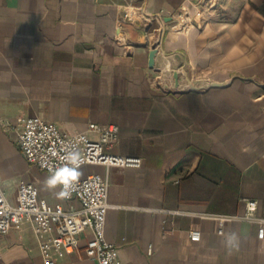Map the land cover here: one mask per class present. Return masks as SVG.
Masks as SVG:
<instances>
[{
    "label": "crops",
    "instance_id": "obj_1",
    "mask_svg": "<svg viewBox=\"0 0 264 264\" xmlns=\"http://www.w3.org/2000/svg\"><path fill=\"white\" fill-rule=\"evenodd\" d=\"M209 1L0 0V186L11 204L25 181L51 205L81 207L44 188L50 174L21 153L18 118L71 134L115 124L108 153L141 167L80 171L108 179L118 264H264L261 221L227 223L224 235L242 238L229 253L215 219L243 216L244 199L264 219V0ZM54 259L98 264L83 253ZM0 264H46L30 223L0 236Z\"/></svg>",
    "mask_w": 264,
    "mask_h": 264
},
{
    "label": "built area",
    "instance_id": "obj_2",
    "mask_svg": "<svg viewBox=\"0 0 264 264\" xmlns=\"http://www.w3.org/2000/svg\"><path fill=\"white\" fill-rule=\"evenodd\" d=\"M211 2L212 0L209 1ZM214 6L216 3H211L209 8ZM183 15L184 13H181L180 17ZM177 26L186 28L185 23H178ZM15 131L17 143L25 159L48 174L64 163L62 158L68 150L80 152L83 158L80 170L85 166H104L109 169L139 168L142 165L139 158L108 153L120 140V127L115 124L101 126L92 123L85 132L71 134L41 116L20 117ZM92 134L98 138L92 139ZM67 199H77L81 207L75 210L60 203L51 205L41 197L36 184L21 181L18 188V204L13 205L0 186V236L7 235L13 229L20 230L27 222L36 234L46 264H56V251L78 255L83 253L98 264H118L117 248L106 238V221L111 208L108 179L101 174L81 177ZM244 202L246 212L243 216L215 217L220 224L218 234L224 236L225 225L234 220L261 221L259 238L263 240L264 219L257 217L259 203L252 199H244ZM251 204L256 205L254 213L248 211ZM87 232L91 233V237L83 247L81 240ZM201 238L200 231L190 233L192 242H200ZM152 253L150 248L148 254Z\"/></svg>",
    "mask_w": 264,
    "mask_h": 264
},
{
    "label": "clouds",
    "instance_id": "obj_3",
    "mask_svg": "<svg viewBox=\"0 0 264 264\" xmlns=\"http://www.w3.org/2000/svg\"><path fill=\"white\" fill-rule=\"evenodd\" d=\"M81 140L83 138H80ZM64 163L51 170V174L48 175L43 181V186L46 190L60 189L56 193L58 198L67 199L70 197L72 190L78 184L81 178V165L83 158L79 151L68 150L62 158ZM256 210V205H249L248 211L254 213ZM197 239L199 237H196ZM242 238L240 234L236 231L226 233L224 235V247L231 253L233 251H238L241 246Z\"/></svg>",
    "mask_w": 264,
    "mask_h": 264
},
{
    "label": "water",
    "instance_id": "obj_4",
    "mask_svg": "<svg viewBox=\"0 0 264 264\" xmlns=\"http://www.w3.org/2000/svg\"><path fill=\"white\" fill-rule=\"evenodd\" d=\"M157 50H154L152 53H151V60H150V66L152 68H154L155 66V59H156V56H157ZM174 79H175V82H176V88L178 89L179 85H180V81H179V72L176 71L174 72Z\"/></svg>",
    "mask_w": 264,
    "mask_h": 264
}]
</instances>
